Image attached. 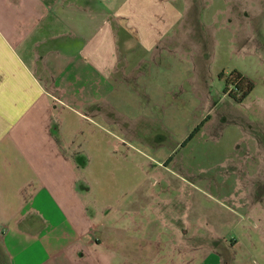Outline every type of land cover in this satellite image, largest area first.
<instances>
[{"label":"rangeland","instance_id":"1","mask_svg":"<svg viewBox=\"0 0 264 264\" xmlns=\"http://www.w3.org/2000/svg\"><path fill=\"white\" fill-rule=\"evenodd\" d=\"M139 10L156 43L123 108L77 129L76 207L140 246L125 264H264V0Z\"/></svg>","mask_w":264,"mask_h":264},{"label":"crops","instance_id":"2","mask_svg":"<svg viewBox=\"0 0 264 264\" xmlns=\"http://www.w3.org/2000/svg\"><path fill=\"white\" fill-rule=\"evenodd\" d=\"M151 1L0 0V264L141 261L74 183L77 129L123 108L136 48L156 43L135 31Z\"/></svg>","mask_w":264,"mask_h":264},{"label":"trees","instance_id":"3","mask_svg":"<svg viewBox=\"0 0 264 264\" xmlns=\"http://www.w3.org/2000/svg\"><path fill=\"white\" fill-rule=\"evenodd\" d=\"M237 76H238V82L239 83H241L244 79L241 77V76H239L238 74H237ZM237 87H238V85H236ZM249 87L251 86V85H248ZM240 87V86H239ZM240 88H242V87H240ZM246 98V95H244L243 96V98H242V100H236V102H243V100ZM238 102V103H239ZM208 120H209V116L205 119V120H203L202 121V123L200 124V125H198L195 129H194V131L191 133V135L189 136V138L186 140V142L184 143V144H186L187 142H189L190 140H192L198 133H200V131L202 130V128L204 127V125L208 122Z\"/></svg>","mask_w":264,"mask_h":264}]
</instances>
